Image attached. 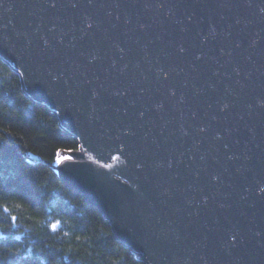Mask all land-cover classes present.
Returning <instances> with one entry per match:
<instances>
[{"label":"water","instance_id":"obj_1","mask_svg":"<svg viewBox=\"0 0 264 264\" xmlns=\"http://www.w3.org/2000/svg\"><path fill=\"white\" fill-rule=\"evenodd\" d=\"M0 57L146 264H264V0H0Z\"/></svg>","mask_w":264,"mask_h":264},{"label":"trees","instance_id":"obj_2","mask_svg":"<svg viewBox=\"0 0 264 264\" xmlns=\"http://www.w3.org/2000/svg\"><path fill=\"white\" fill-rule=\"evenodd\" d=\"M78 146L0 57V264H146L53 167Z\"/></svg>","mask_w":264,"mask_h":264},{"label":"snow or ice","instance_id":"obj_3","mask_svg":"<svg viewBox=\"0 0 264 264\" xmlns=\"http://www.w3.org/2000/svg\"><path fill=\"white\" fill-rule=\"evenodd\" d=\"M90 26V25H89ZM62 159V157L59 156L58 154V158H57V162H59V160ZM57 225L53 224L52 227L55 229ZM233 239H235V237H233Z\"/></svg>","mask_w":264,"mask_h":264},{"label":"bare ground","instance_id":"obj_4","mask_svg":"<svg viewBox=\"0 0 264 264\" xmlns=\"http://www.w3.org/2000/svg\"><path fill=\"white\" fill-rule=\"evenodd\" d=\"M12 67V66H11ZM13 68V67H12ZM14 69V68H13ZM14 70H16V69H14ZM16 71H18V70H16ZM30 97V96H29ZM31 98V97H30ZM32 99V98H31ZM48 107V106H47Z\"/></svg>","mask_w":264,"mask_h":264},{"label":"rangeland","instance_id":"obj_5","mask_svg":"<svg viewBox=\"0 0 264 264\" xmlns=\"http://www.w3.org/2000/svg\"><path fill=\"white\" fill-rule=\"evenodd\" d=\"M78 148H79V146H78ZM78 148H77V149H78ZM73 150H74V149H73Z\"/></svg>","mask_w":264,"mask_h":264}]
</instances>
